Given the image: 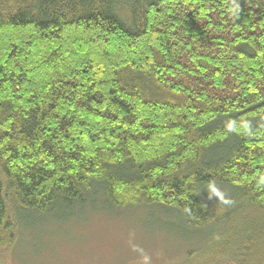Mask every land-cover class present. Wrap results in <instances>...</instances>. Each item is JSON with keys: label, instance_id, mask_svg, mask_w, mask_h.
I'll list each match as a JSON object with an SVG mask.
<instances>
[{"label": "trees", "instance_id": "trees-1", "mask_svg": "<svg viewBox=\"0 0 264 264\" xmlns=\"http://www.w3.org/2000/svg\"><path fill=\"white\" fill-rule=\"evenodd\" d=\"M90 200L264 264V0H0V251Z\"/></svg>", "mask_w": 264, "mask_h": 264}, {"label": "rangeland", "instance_id": "rangeland-1", "mask_svg": "<svg viewBox=\"0 0 264 264\" xmlns=\"http://www.w3.org/2000/svg\"><path fill=\"white\" fill-rule=\"evenodd\" d=\"M20 224L0 264H144V255L149 264H218L206 258L218 254L214 234L221 227L192 230L165 210H111L90 200L83 209L24 215Z\"/></svg>", "mask_w": 264, "mask_h": 264}, {"label": "clouds", "instance_id": "clouds-1", "mask_svg": "<svg viewBox=\"0 0 264 264\" xmlns=\"http://www.w3.org/2000/svg\"><path fill=\"white\" fill-rule=\"evenodd\" d=\"M208 191L210 193L209 199L218 198L224 204H231L232 201L225 197V193L216 185L215 181H212L208 186ZM189 212L191 209L188 210ZM142 251V250H139ZM144 264H149V257L144 255L143 257Z\"/></svg>", "mask_w": 264, "mask_h": 264}]
</instances>
